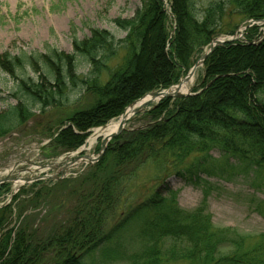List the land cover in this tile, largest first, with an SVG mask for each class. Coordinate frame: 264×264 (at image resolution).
I'll return each mask as SVG.
<instances>
[{
    "label": "trees",
    "instance_id": "1",
    "mask_svg": "<svg viewBox=\"0 0 264 264\" xmlns=\"http://www.w3.org/2000/svg\"><path fill=\"white\" fill-rule=\"evenodd\" d=\"M168 1L173 20L163 0H142L133 17L117 18L115 23L126 33L121 39L94 28L84 39L73 38L72 53L49 45L43 52H0V70L15 82L12 93L17 100L0 112V139L26 126L35 109L68 106L66 91L74 87L79 93L83 87V93L95 96L93 102L65 111L52 133H47L48 138L57 135L43 152L55 157L75 150L92 128L106 125L145 94L177 84L215 36L234 34L242 20H264V0H229L227 9L211 6L200 15L193 0ZM225 15L237 18L227 28L222 27ZM256 37L258 27L253 26L247 42L215 47L204 61L203 81L193 89L196 94L163 98L139 114L147 120L144 125L112 139L101 159L78 177L92 185L80 188L68 218L41 226L35 224L37 214H25V207L18 215L19 224L9 227L13 207L0 208V264H164L202 259L211 264H264L263 237L245 249V235L215 227L202 206L183 210L174 195L154 192L108 227L119 201V186L131 166L151 161L168 176H193L201 169L216 176L263 175L264 37L254 43ZM115 58L119 60L110 69ZM82 63L89 72L79 75ZM214 149L221 152L219 158L210 154ZM42 190L24 192L38 197ZM255 204L264 214V200ZM132 226L147 244L129 253L121 248L125 229Z\"/></svg>",
    "mask_w": 264,
    "mask_h": 264
},
{
    "label": "rangeland",
    "instance_id": "2",
    "mask_svg": "<svg viewBox=\"0 0 264 264\" xmlns=\"http://www.w3.org/2000/svg\"><path fill=\"white\" fill-rule=\"evenodd\" d=\"M163 1L169 17L173 20L169 1ZM228 1L193 0L198 15L211 6L216 9L222 5L227 9ZM141 5L142 0H0V52L9 51L12 54H17L22 50L43 52L49 45L65 53H72L74 50L73 38L84 39L91 35V30L94 28L110 31L118 39H121L126 33L117 26L115 20L133 17ZM236 19L234 17L231 20L230 16L225 15L222 19V27L227 28L229 22L234 23ZM253 26H257L259 32V37L254 38V43L261 42L264 37V20H242L234 34L223 32L215 36L214 39L230 40L235 37L234 39L238 40L242 31L244 38L239 40L245 39L247 42V34ZM206 52L207 47L197 56V60ZM118 60L119 58L112 60L110 69L115 68ZM80 66L79 75L89 72L85 63ZM107 74V70H105V79ZM203 75L204 69L201 65L196 70L194 85L187 92L197 93L193 89L200 87ZM14 83L9 75L0 70V98H3L0 100V112L17 103L12 93ZM84 90L81 87L78 93L74 87L68 89L66 91L67 102H70L68 106L59 109L53 107L45 111L40 108L35 109V117L28 121L26 126L0 139V208L9 205L13 207L9 227L19 224L18 215L21 208L25 207H27L25 214H37L35 224L41 226H52L57 221L65 220L73 213L80 188L89 189L91 187V182L83 183V179H81L82 174L94 165L88 164L89 160H79L77 165L65 172H63V167L58 164H65L73 160L76 153L82 149H85L83 154L89 156V159L96 156L104 140L103 136L97 135V131L104 127L92 128L85 143L75 150L63 151L55 157H49L43 152V145L48 142L47 133H52L58 121L65 116L64 112L87 107L93 102L95 96L83 93ZM158 102L159 100L151 102L139 114L149 110ZM139 114L134 116L125 129L137 128L146 123L147 120ZM121 115L110 122L120 120ZM210 154L214 158H219L221 152L214 149ZM194 158L193 156L188 158L186 166ZM29 162H36L42 168L37 173L31 171L29 176L37 174V176L43 177L38 181V185L33 182L25 185L17 184L16 181L21 170H33V166ZM131 169L132 171H130ZM210 175L201 169L193 176L187 174L181 176L178 173L168 176L164 173L161 174L157 165L151 161L145 165L131 166L127 171L126 179L119 186V201L116 204V211L114 210L111 216L109 215L108 227L116 224L133 206L145 200L150 194L159 192L166 197L174 195L179 207L188 212L202 206L204 213L210 214L215 227L229 228L234 233L245 235V249L255 246L256 243L262 241V237L264 240V214L255 209V200H264V173L257 178L254 173L240 172H236L232 176ZM58 176L61 178L56 179L55 177ZM254 179L256 180L254 181ZM38 187L43 189L38 197H33V193L30 191L24 192ZM50 212H52L51 218L47 222H43L42 219H47ZM125 232L122 251L129 253L141 251L146 246V238L142 240L136 235L137 226L125 229ZM118 264H125V262ZM164 264L211 263L202 259L198 262L169 260Z\"/></svg>",
    "mask_w": 264,
    "mask_h": 264
},
{
    "label": "water",
    "instance_id": "3",
    "mask_svg": "<svg viewBox=\"0 0 264 264\" xmlns=\"http://www.w3.org/2000/svg\"><path fill=\"white\" fill-rule=\"evenodd\" d=\"M173 33V32H172ZM224 41L220 40V39H217L215 38L211 44H210V48L209 50L200 58V60H198L194 66L192 67V69L189 71V73L187 74V76L180 80L179 84L175 85V86H172L166 90H163V91H155V92H151L149 95H152L153 98H157V97H160L159 99H162V98H180V97H184V96H188V95H191L192 93H189V92H183L181 90V85L184 83V82H187L189 80L190 77H192V75L194 74L195 70L197 69V67L199 66L200 63H203L204 60L209 56V54L214 50V48L217 46V45H220L221 43H223ZM147 96V95H146ZM145 96V97H146ZM143 97V98H145ZM142 98V99H143ZM141 99V100H142ZM140 100L138 101H135L133 104H131L130 107H133L134 105L138 104ZM150 102V101H149ZM149 102H144L138 106H136V108L133 110V115L141 112L148 104ZM125 116V115H123ZM122 116V117H123ZM132 117V116H131ZM131 117H128V118H124L122 119L121 121V124H120V127L118 129V131L114 134H112L110 137H106L103 144H102V152L100 153L99 157L97 158V160H99L101 158V156L103 155V153L105 152L106 148H107V145L109 143V141L112 139V138H115L117 137L120 133H122V131L124 130L125 128V125L126 123L128 122V120L131 118Z\"/></svg>",
    "mask_w": 264,
    "mask_h": 264
},
{
    "label": "bare ground",
    "instance_id": "4",
    "mask_svg": "<svg viewBox=\"0 0 264 264\" xmlns=\"http://www.w3.org/2000/svg\"><path fill=\"white\" fill-rule=\"evenodd\" d=\"M202 65V63L199 64L198 67H200ZM196 80V71L195 73L192 75V77L189 78V80L187 82H184L181 85V90L184 92H187L188 90H190L192 88V86L194 85ZM160 97H157L156 99L152 97V95H147L145 98H143L142 100L139 101L138 104L134 105L133 107H130L126 110L125 112V116L120 117V120L117 121H112L110 122L106 128L103 129H99V131H97V135L103 136L104 138L106 137H110L112 134L116 133L120 127L121 121L124 118H128L133 116V110L136 108V106L144 103V102H154V101H158Z\"/></svg>",
    "mask_w": 264,
    "mask_h": 264
}]
</instances>
